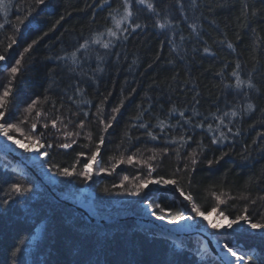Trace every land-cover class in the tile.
I'll list each match as a JSON object with an SVG mask.
<instances>
[{
	"label": "trees",
	"instance_id": "obj_1",
	"mask_svg": "<svg viewBox=\"0 0 264 264\" xmlns=\"http://www.w3.org/2000/svg\"><path fill=\"white\" fill-rule=\"evenodd\" d=\"M3 2L8 6L0 8V54H5L8 44L17 37L19 20L31 13L16 43L7 50L6 61L0 62L4 63L0 66V96L7 88L12 90L10 99L5 98L9 105L5 120L20 122L18 127L25 128L30 138L37 139L43 133L46 139L41 143L57 145L70 143L71 139L77 141L67 150L52 148L48 167L71 169L76 165L77 171L82 170L86 157L100 140L99 120L107 122L113 110L119 109L116 122L106 133L95 168L96 171L105 168L107 172L93 176L87 183L78 177L57 176L55 188L59 196L68 197L63 192L73 194L87 186L94 192L96 212L108 217L134 213L140 209L143 199L152 197L162 205H171L173 210L168 218L174 219L183 209L174 203L177 194L171 186L161 189L150 185L142 190V196H120L117 203L113 201L117 195L103 193L105 188L113 192L125 175L129 177L124 181L126 188L115 191H135V185L141 182L138 175L141 166L145 180L155 178L147 170L149 158L155 155L157 161H162L153 162L155 176L178 180L205 213L215 207L217 212L232 219L247 214L252 222L264 223V0H195L197 32L191 28L193 19L184 20L185 13L193 16L192 10H181L177 4L175 18L162 14L161 10L174 0H145L144 5L130 0V10L134 14L138 9L141 11L139 19L129 23H139L144 28L117 43L111 52V61L100 65L96 57L104 55L102 44L108 42V31L116 30L115 19L123 15L125 0H47L42 5H36L35 0ZM148 3L153 4L156 14L147 8ZM101 5H106L103 10ZM156 21H167L166 29L154 26ZM166 36L176 40L179 50ZM181 37L185 38L183 42ZM97 39L100 45L93 44L88 50L77 52L79 43ZM33 40L38 43L21 56ZM229 43L233 45L231 49L227 47ZM205 46L209 48L207 54L203 52ZM74 52H77L75 57ZM17 59L22 61V71L14 77L10 69ZM98 66L104 72L93 75ZM234 71L244 82L240 88L236 87ZM33 100L37 103L29 109ZM98 108L102 109V115H98ZM181 111L194 125L204 127L188 131L192 139L186 145L171 144V154L161 156L160 152L167 146L165 137L151 141L136 127L137 120L152 125H158V121L176 125L166 134L170 142L179 139L184 131L182 123H178ZM193 111L196 116L192 115ZM231 111H236L237 116H228L225 124L235 135L229 134L221 144H212L208 124L215 128V116ZM37 112L41 113L40 117L36 116ZM82 112L90 115L86 118ZM53 119L57 120L56 128L51 127ZM81 120L83 131H80ZM229 121L232 122L229 124ZM46 122L47 129L43 127ZM32 123L38 125L35 136H31ZM222 130L227 133L226 128ZM24 132L22 129L25 135ZM64 132H79V135L65 139ZM156 133H159L158 126ZM193 150L198 158L194 172L189 159ZM81 151L85 152L84 157L78 156ZM21 155L29 158L27 153ZM127 155H133L143 164L130 166L125 162L113 171L111 165L117 160L126 161ZM217 158H220L218 162ZM209 160L214 161L211 166ZM12 161L0 154V205L14 195L13 182L27 187L30 179L38 184L32 176L13 168ZM55 171L53 167L51 172ZM38 185V196L11 199L6 208H0V264H167L170 259L175 264H213L210 253L196 237L186 243H173L151 236L130 220L126 222L129 227L125 222L98 227L86 222L72 207L51 201L47 190ZM173 196L176 198L171 200ZM217 196L220 201L216 200ZM156 211L161 214L159 209ZM40 223L44 224L41 236L34 244H28ZM207 231L221 243H242L237 250L248 253L246 261L264 253V232L259 230L238 228L222 237L215 230L208 228ZM245 245L251 250L247 251ZM173 252L178 253L174 258ZM197 252L203 260L197 257ZM261 260L264 257L251 259L250 264H261Z\"/></svg>",
	"mask_w": 264,
	"mask_h": 264
},
{
	"label": "snow or ice",
	"instance_id": "obj_2",
	"mask_svg": "<svg viewBox=\"0 0 264 264\" xmlns=\"http://www.w3.org/2000/svg\"><path fill=\"white\" fill-rule=\"evenodd\" d=\"M47 0H35L36 5H42L45 4ZM131 2L137 3L138 5H144L145 0H131ZM179 5V8L181 10L190 9L193 12V16L189 17L186 13L184 15V20L187 21L188 19H193V23L191 24V28L193 32H197L199 30V24L195 22V8H196V2L195 0H184V2H181V0H174L172 4L166 5L161 11L163 15H170L175 18V12L174 9L176 5ZM8 5H5L3 0H0V8H6ZM106 5H101L100 10H103V8ZM130 0H125L124 3V12L123 15L121 16L120 19H115V31L109 30L107 33L108 36V42H104L102 44V48L105 50L104 55H97L96 61L97 64H106L111 61V52L115 51V47L117 43H120L121 40L126 41L130 35L135 34L137 30H140L144 28V25L139 24V23H129V21H134L135 19H139V11L138 9L137 13H133L130 10ZM147 8L152 11L153 14H156V10L153 6L152 3L147 4ZM31 13H29L28 16H26L24 19L19 20L18 26L16 28L17 31V37L15 39H12L11 43L8 44L7 49L5 50V54H0V62L6 61V52L8 49H11L13 45L16 43L17 39L19 38V31L20 29L30 20ZM167 21L164 23H160L159 21L154 22V26L158 27L161 30L166 29L167 26ZM146 30V29H145ZM173 31H175V28H173ZM163 34V33H162ZM166 39L168 42L173 46L176 47L178 50L180 48V45L177 44L176 40L173 39L172 37H167ZM199 39V37H197ZM185 40L184 37H181V41L183 42ZM38 43V40H33L31 43L27 45V47L24 48L23 52L21 53V56H24L26 53L30 51V49L33 48L35 44ZM163 43V42H162ZM93 44L100 45L101 41L99 39L97 40H85L83 43H79V47L77 49V52L81 50H88ZM229 49L233 47L231 43L227 45ZM196 49H193V52H195ZM77 52H74L72 55L75 57L77 55ZM203 52L207 54L209 52V48L205 46L203 48ZM65 60L68 58L65 57ZM119 59V53H117V60ZM135 63V61H133ZM22 61L21 59H17L15 61V65L11 67L10 72L11 74L15 77L17 76L21 71H22ZM237 69H239V64H237ZM103 67H97L93 75L96 74V72L103 73L104 72ZM232 75L235 77L236 80V87L240 88L241 84L244 83L240 75L238 74L237 71H234ZM81 83H85L86 81L81 80ZM11 88H7L4 92L3 95L0 96V139H3L5 143L11 144L12 146L16 147L17 149L23 151L24 153H33L35 154L40 161V168H44L45 164L48 163V157L51 155V149L54 147H58L59 149H70L73 144H76L77 141L75 139H71L70 143H59L57 145H53L51 143H41L42 140H45V136L43 133H41L40 137L37 139H32L30 137H25L24 140L14 138L12 135V132L15 131L17 133L20 132V128L17 127V124L15 123H8L5 120V117L7 115V109L9 108V105L5 103V98H9L11 96ZM135 92V89L133 90V93ZM66 95V93H65ZM110 95V94H109ZM68 99H71L69 97ZM108 97H104V101H107ZM102 101V103L104 102ZM36 101L33 100L29 105L28 108L31 109L33 105H36ZM123 104V101L121 102ZM251 105H248V108H251ZM176 111L175 108L172 109V112L174 113ZM98 115H102V109L98 108L97 109ZM84 117H88L90 114L88 112H82L80 113ZM119 114V109H114L113 114L110 119L105 122L104 120H99V124L102 126V134L100 137L99 142L96 145V148L94 151H91L90 156L86 157L87 162L83 163L82 170L77 171V166L73 165L71 169L69 167H58L56 165H50L47 169H45L47 172L51 173V170L53 167H56V171L54 173H51L52 175L62 177V178H72V177H78L81 182L87 183L92 180L93 176H98L100 174H105L107 170L105 168H99L98 171H94V168L98 167V155L101 153L102 146L105 143L106 139V133L108 129L116 122L117 117ZM147 114V113H145ZM181 117V121L178 123H182L184 126V131L182 132L181 136L179 139H173L172 141H168L166 134L171 130L176 128V125H166L163 121H158V125H152L150 123H140L139 120H137L136 127L141 129L143 133L146 135L148 139L151 141H158L161 137H165V143L167 146H165L162 151L160 152L161 156L165 155H170L171 153L169 152V148L171 147V144H179L181 146L186 145L189 140L192 139L191 136H188L187 133L188 131H195L197 128H203V124H193L191 118H187L185 115V112L181 111L179 113ZM193 116H196L197 113L193 111L192 113ZM37 117L41 116V113L37 112L36 113ZM236 117L237 112L236 111H231V112H224L222 116L217 115L215 116L216 120V127L213 128L212 124H208V131L212 133V144H221L224 141L228 139V135L232 134V129L228 127L227 124H225V119L228 117ZM232 121H229V124ZM57 126V120L53 119L51 120V127L56 128ZM158 126L159 128V133H156V127ZM38 125L37 123H32L31 129L33 130L31 132V136H35L36 132L35 130L37 129ZM43 127L47 129L49 127L48 123H44ZM84 127V121L81 120L80 122V131H83ZM227 129V133L223 131L222 129ZM151 129V130H149ZM217 133H219V136L217 137ZM73 135H79V132L77 133H71V132H64V137L65 139L71 138ZM137 140L140 138L137 137ZM202 149L201 145H198ZM130 150V149H129ZM79 157H84L85 152L81 151L78 153ZM222 158V157H220ZM220 158L216 159V162L219 161ZM190 164L192 167V171H195V167L198 163V158L196 156V151L193 150L192 153H190ZM149 163L147 164V170H148V175L154 176L155 178L153 179H148L145 180L143 178V167L138 170V175L140 178V183L135 185L136 190L135 191H115L116 188H126V184L124 181H127L129 177L127 175L124 176L123 181L119 184L114 186V191L109 192L108 189H103V193L105 195H117V196H127L129 198H134V197H140L143 195L142 190L143 189H148L150 185H155L161 189H167L169 186H171L172 192L174 194H177V206L181 207L183 211L177 215L174 219L168 218L169 215L172 213V206L165 203L161 204L156 202L152 197H147L141 201L142 203V210L146 212L150 217H152L155 220L165 222L170 225H176L181 223L182 221L185 220H193L195 221L196 219H200L201 222H207L205 224V227H208L212 230H215V232H219L220 236L222 237L226 232H231L234 231L235 229H241V230H246V229H251V230H259L261 232H264V223H259V222H252L250 217L247 214L244 215H238L234 219L229 218L225 216L223 212H220L219 215L227 219V224H220L217 222H213L212 220L209 219V216L205 215V212L201 210L200 207L196 205L194 202V196L190 193H186L185 190L181 187V184L178 180L176 179H169L165 178L164 176H155V172L153 170V162L155 163H162V161H157L156 156L153 155L152 157L149 158ZM127 163L128 165H142L143 162L138 161L134 158L133 155H127L126 161L123 160H117L115 164H112L111 167L113 171L115 170L116 167H118L121 163ZM213 160L208 161V165L211 166L213 164ZM188 169V163L185 164V171ZM179 172V170H178ZM174 173L173 175L178 174ZM110 174V173H109ZM27 184L29 186L24 187L21 185L19 182H13L11 184V192L14 194L9 200H5L3 202V205H0V208H6L7 205L11 202V199H17V198H23L27 200L30 197H33L34 195H39L40 194V187L38 184L34 183L32 180H28ZM189 189H191V184L188 185ZM217 201H220V197H216ZM130 202H133L130 200ZM186 202V203H185ZM222 203V202H221ZM156 209L160 210L161 214H157ZM212 212L215 213L217 212V209L215 207L212 208ZM186 213V214H185ZM191 227V226H188ZM221 229L224 230V232H221ZM151 235V234H150ZM217 244L220 247V253H223L221 255L220 253H217L218 259L214 262V264H250L251 259H261V257H264V253H261V257H249V260L246 261V256H248V253L240 252L239 250L234 249L233 246H230L228 242H224L220 244V240L218 238ZM177 248H179V245H176ZM178 255V253L173 252L172 256L173 258ZM197 257L199 259L203 260L204 257L200 255L199 252L196 253ZM12 259L14 260L15 257L13 256ZM167 264H175L174 259H170ZM261 264H264V260H261Z\"/></svg>",
	"mask_w": 264,
	"mask_h": 264
},
{
	"label": "water",
	"instance_id": "obj_3",
	"mask_svg": "<svg viewBox=\"0 0 264 264\" xmlns=\"http://www.w3.org/2000/svg\"><path fill=\"white\" fill-rule=\"evenodd\" d=\"M7 151L8 152L3 151L2 154H5L11 157L12 159H14L15 164H18L23 170L31 174L35 178V180L38 182V184H40L43 188L47 190V192L49 193L51 197V201L65 204L67 206L72 207L74 210L83 213L88 219V221L96 222V223L98 222V223H101L102 225L104 223L110 224L111 222H120L123 220H136L135 218L137 217H134L133 215L122 216L119 219H116V217H108L106 215H96L94 213L93 208L88 203L92 199V195H90L87 202L85 201L78 202V201H74L70 199L69 197L59 196L58 193L56 192V189L52 188V186L37 172V170L35 169V167L33 166L32 162L29 159L23 157L19 153H16L12 149L7 150ZM144 222L147 224L157 222V223H154L155 227L159 228L161 232L167 234L168 236H175L180 233L184 235L192 234L198 237L202 241V243L210 251V253L217 254V249L219 245L217 244L216 239L212 237L206 229L195 227L187 231H183L180 228L176 229L174 226L169 225L165 222L158 221V220L148 221V219H145Z\"/></svg>",
	"mask_w": 264,
	"mask_h": 264
},
{
	"label": "rangeland",
	"instance_id": "obj_4",
	"mask_svg": "<svg viewBox=\"0 0 264 264\" xmlns=\"http://www.w3.org/2000/svg\"><path fill=\"white\" fill-rule=\"evenodd\" d=\"M20 125H21L20 122H18L17 127L20 126ZM18 128H20V132L19 133L15 132V131L12 132V135L14 136V138L24 140L26 136L29 137L28 134H27L28 132H27V130L25 128H21V127H18ZM22 129H24V131L26 132V133L24 132L25 135L22 133ZM32 139H34V138H32ZM0 145H2L3 147H10L11 144L5 143V141L3 139H0ZM12 150L18 151L19 149L14 147ZM27 154L29 155L28 159L32 162V164L36 168V170L38 169L39 172L40 171H44V177L47 180H49L48 181L49 184L52 186V188H54L56 186L57 176L52 175L51 174L52 172L51 173L47 172L45 169H47L48 166H46V165H45V167L43 169L40 168V166H39V164H40L39 158L35 154H33V153H27ZM3 155H5V154H3ZM5 156H7V155H5ZM94 171H96L95 168H94ZM63 195H68V197L70 195V196H72L74 198V201H78V202L79 201L80 202L81 201L87 202V200L90 197V195H92V199L88 203L91 205L92 208H94V206H95L94 205V192L92 190H90L88 187H82V188H80L78 190H75L73 194H71V192H63ZM65 197H67V196H65ZM111 199H112V197H111ZM118 200H121L120 196H115L113 198V201H115V203L119 202ZM106 211H108V210H106ZM114 212H117V211H114ZM205 215L209 216V219L212 220L213 222H217V223H220L222 225L227 224V222H228L227 219H225L224 217L219 215V212L213 213L212 211H210L208 213H205ZM206 223H207L206 221L202 223L200 219H196L195 221H193V220H185V221H182L181 223L173 225V226L176 229L177 228L178 229L181 228L182 230L192 229V228H195V227H199V228H203V229L208 230V227H205ZM199 225H201V226H199ZM43 226H44V224L40 223L36 227L38 230H36L34 232V234L30 237V239L27 242L28 244H34V242L41 236V234L43 232V229H44ZM188 226H191V227H188ZM221 230H223V229H221ZM220 244H222V243L220 242ZM201 245L203 246V248L207 249L203 243H201Z\"/></svg>",
	"mask_w": 264,
	"mask_h": 264
},
{
	"label": "bare ground",
	"instance_id": "obj_5",
	"mask_svg": "<svg viewBox=\"0 0 264 264\" xmlns=\"http://www.w3.org/2000/svg\"><path fill=\"white\" fill-rule=\"evenodd\" d=\"M4 65V63H1L0 64V66H3ZM13 149L14 148V146H12V145H10V147H3L2 145H0V154H2V152L3 151H6V152H8L7 150H10V149ZM15 151V150H14ZM16 153H19V154H22V152L23 151H21V150H18V151H15ZM9 157V156H8ZM46 165V164H45ZM47 166V165H46ZM12 167L13 168H18V169H20V171H21V173H23V174H27V175H30V176H32L31 174H29V173H27L25 170H23L18 164H15V160L14 161H12ZM36 169V168H35ZM37 172L48 182L49 180H47L45 177H44V171H38V169H37ZM33 177V176H32ZM34 178V177H33ZM35 179V178H34ZM49 183V182H48ZM87 187V186H86ZM55 188V187H54ZM56 189V188H55ZM91 190V189H90ZM175 196V195H174ZM172 197V199L171 200H173V199H175L176 197ZM174 203H177L176 201H174ZM93 210H94V213L96 214V215H102V214H98L97 212H96V210H95V208H93ZM79 212V211H78ZM81 213V212H80ZM130 214L129 215H133L134 217H137V218H135L136 220H130V221H132L133 222V224L134 225H138L139 227H143V228H145L147 231H148V233L149 234H151V236H153V237H158V236H160V237H162V238H165V239H167V240H170L171 242H178V243H182V242H184V243H186L188 240H190L191 238H195L196 236H194V235H192V234H189V235H184V234H178V235H175V236H168L167 234H165V233H163V232H161V230L159 229V228H156L155 227V225H154V223H157V222H153V223H149V224H147V223H145L144 222V220L145 219H148V221H153V220H155V219H153L152 217H150L146 212H144L143 210H142V206L140 205V209L138 208L134 213H132V212H129ZM135 213H137V214H135ZM82 215H83V218L85 219V221L86 222H89V223H92V224H95V225H97L98 227H103V226H105V225H108V224H106V223H104V224H102L101 225V223H96V222H90V221H88V219L86 218V216L83 214V213H81ZM122 216H126V215H119V216H112V217H116V219H119L120 217H122ZM153 219V220H151V219ZM140 219V220H139ZM128 220H123V221H120V222H127ZM120 222H111V224H117V223H120ZM126 225L129 227V225L126 223ZM170 225V224H169ZM173 226V225H172ZM181 229V228H180ZM36 230H38L37 228L35 229V231ZM182 230V229H181ZM187 230H189V229H187ZM187 230H183V231H187ZM222 231H224V230H222ZM196 238H198V237H196ZM199 239V238H198ZM230 246H233L234 247V249H238V248H241V246L243 245L242 243H238V245H237V247H236V245L234 244V241H230ZM245 247V249L248 251L249 249L251 250V248L249 247V245H245L244 246ZM207 251L210 253V251L207 249ZM217 253H220V247L218 246V249H217ZM221 255H223V253H220ZM210 255H211V260H212V263L214 264V262L218 259V257H217V254H212V253H210Z\"/></svg>",
	"mask_w": 264,
	"mask_h": 264
}]
</instances>
